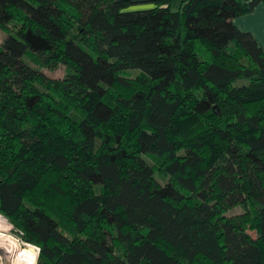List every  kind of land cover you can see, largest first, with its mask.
Here are the masks:
<instances>
[{"label": "trees", "instance_id": "16d2710c", "mask_svg": "<svg viewBox=\"0 0 264 264\" xmlns=\"http://www.w3.org/2000/svg\"><path fill=\"white\" fill-rule=\"evenodd\" d=\"M154 1L0 0V213L38 264H264V49L233 22L264 0Z\"/></svg>", "mask_w": 264, "mask_h": 264}, {"label": "crops", "instance_id": "0c3cea01", "mask_svg": "<svg viewBox=\"0 0 264 264\" xmlns=\"http://www.w3.org/2000/svg\"><path fill=\"white\" fill-rule=\"evenodd\" d=\"M134 3L128 7L129 10L145 9L156 6L154 0H131ZM249 2L251 0H242ZM183 0H171V9L177 10ZM234 24L242 31L250 32L264 49V2H260L251 11L236 16Z\"/></svg>", "mask_w": 264, "mask_h": 264}, {"label": "clouds", "instance_id": "9594fccd", "mask_svg": "<svg viewBox=\"0 0 264 264\" xmlns=\"http://www.w3.org/2000/svg\"><path fill=\"white\" fill-rule=\"evenodd\" d=\"M0 247H4L10 254H15L12 264H38L40 248L30 243L20 248L18 238L10 235L9 230L3 226H0Z\"/></svg>", "mask_w": 264, "mask_h": 264}, {"label": "rangeland", "instance_id": "374dc122", "mask_svg": "<svg viewBox=\"0 0 264 264\" xmlns=\"http://www.w3.org/2000/svg\"><path fill=\"white\" fill-rule=\"evenodd\" d=\"M6 35H7V33L0 27V43H2V41L4 40ZM65 67H66L65 65L61 64L57 68L52 69V70L48 69V68H43V72L50 78H62L64 76V74H65ZM125 74L129 75L131 77H134V76H136L138 74V70L130 69V70L126 71ZM145 157L150 163H152V158H150L149 156H145ZM155 176L162 183L167 180V178H166L163 181L158 173H155ZM241 212H243V209L241 207H235L231 211H229L228 214H237V213H241ZM10 232H12V231H10ZM13 232L16 233V231H13ZM251 234L253 236H256V233L254 231H251ZM18 236H19V234H18ZM23 246H26V245L23 244Z\"/></svg>", "mask_w": 264, "mask_h": 264}, {"label": "built area", "instance_id": "2783aa9c", "mask_svg": "<svg viewBox=\"0 0 264 264\" xmlns=\"http://www.w3.org/2000/svg\"><path fill=\"white\" fill-rule=\"evenodd\" d=\"M0 226H3L9 230V234L18 238V243L20 244V248H24L28 242L24 241L22 237L17 233H14L15 231L13 224L9 221V219L0 213ZM12 231V232H10ZM32 244V243H30ZM15 254L8 253L4 247H0V264H12V260H14Z\"/></svg>", "mask_w": 264, "mask_h": 264}]
</instances>
